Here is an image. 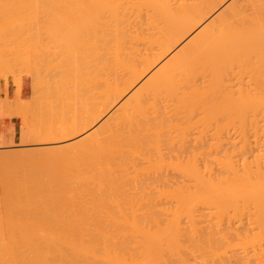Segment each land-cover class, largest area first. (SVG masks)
I'll use <instances>...</instances> for the list:
<instances>
[{"label": "bare ground", "instance_id": "obj_1", "mask_svg": "<svg viewBox=\"0 0 264 264\" xmlns=\"http://www.w3.org/2000/svg\"><path fill=\"white\" fill-rule=\"evenodd\" d=\"M8 3L48 24L4 57L64 20L79 53L72 121L0 152V264H264V0Z\"/></svg>", "mask_w": 264, "mask_h": 264}, {"label": "rangeland", "instance_id": "obj_2", "mask_svg": "<svg viewBox=\"0 0 264 264\" xmlns=\"http://www.w3.org/2000/svg\"><path fill=\"white\" fill-rule=\"evenodd\" d=\"M66 6L69 7V5H64L62 7V9L65 11L69 10V8H67ZM0 7H1L0 11H7V12H13L19 9L15 5L12 6L11 4L6 6L0 5ZM34 9L35 8L32 7L22 8V10L24 11L22 15L8 14L3 17V20L5 21H0V22L5 23L8 29H18V28L35 29L40 26L43 27L44 25L47 26L48 23H44V19L42 18V16L38 13H34V11L37 10ZM68 23L69 21L64 20L62 24L59 25L58 28L61 27L62 29L61 28L59 29L61 36L58 38L52 39L51 38L52 36L49 38V36H45L41 34V36L38 37L36 36L27 37L26 40H22L23 41L21 45L22 47L19 48V50L21 49L22 52L26 53L24 57L22 58L20 57L21 60L24 58L22 63L26 62L25 65L18 64L17 63L18 60L15 62V60H13L10 57H4V53H6L4 49L7 48L8 44L6 39L0 40V55H1L0 59L2 60V61L0 60V65H1L0 66V145L3 146V147L0 146V152L18 151L17 153H22L20 152V150L21 151L23 150L24 152V150L33 151V149L35 150L43 149L46 147V143H45L46 140H44L43 138L47 137L46 132H49L46 131L47 128H49L50 126L57 127L58 125L66 124L69 121L71 122L73 117L75 116L76 113L75 107L77 104V86L74 85L73 77L77 65L76 62L79 53L78 51L79 42H77L78 38L77 37L75 38V34L71 32L72 28L69 29L70 27ZM56 28L57 27H55L54 29ZM69 34H71L73 37ZM50 35H52V33H50ZM67 36H71V37H67ZM1 46L4 48L2 49L3 53L1 51L2 48ZM13 49L16 50L15 48ZM20 54L22 53H19L17 55ZM5 58L6 59L10 58V60L9 61L8 59L5 60ZM48 71L50 72V74H48ZM6 87L7 90H5ZM17 88L20 89L21 91H18ZM65 88H66V93H65ZM5 91H7V93ZM13 91L15 93H13ZM69 93L74 95L69 96ZM74 98L75 100H73ZM33 118L35 119L33 120ZM39 126L41 127V129L39 128ZM37 133H39V135ZM40 133H42L41 136ZM32 141L34 142L31 143ZM42 141H44V144ZM22 142L23 143L25 142L24 145H22L23 144ZM38 142L40 144H38ZM34 143H36V145ZM6 144H8L9 146L7 145L8 147H6Z\"/></svg>", "mask_w": 264, "mask_h": 264}]
</instances>
